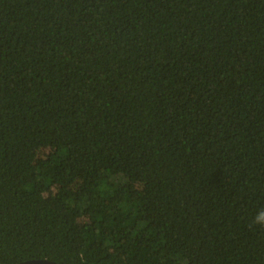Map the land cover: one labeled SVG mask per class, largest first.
<instances>
[{
	"label": "trees",
	"instance_id": "16d2710c",
	"mask_svg": "<svg viewBox=\"0 0 264 264\" xmlns=\"http://www.w3.org/2000/svg\"><path fill=\"white\" fill-rule=\"evenodd\" d=\"M264 0H0V264H264Z\"/></svg>",
	"mask_w": 264,
	"mask_h": 264
},
{
	"label": "clouds",
	"instance_id": "9594fccd",
	"mask_svg": "<svg viewBox=\"0 0 264 264\" xmlns=\"http://www.w3.org/2000/svg\"><path fill=\"white\" fill-rule=\"evenodd\" d=\"M252 224L258 225L262 228H264V211L258 212L253 218H252Z\"/></svg>",
	"mask_w": 264,
	"mask_h": 264
},
{
	"label": "water",
	"instance_id": "95a60500",
	"mask_svg": "<svg viewBox=\"0 0 264 264\" xmlns=\"http://www.w3.org/2000/svg\"><path fill=\"white\" fill-rule=\"evenodd\" d=\"M18 264H61V263H57V262L50 261L47 259H34V260H28L25 262H21Z\"/></svg>",
	"mask_w": 264,
	"mask_h": 264
}]
</instances>
